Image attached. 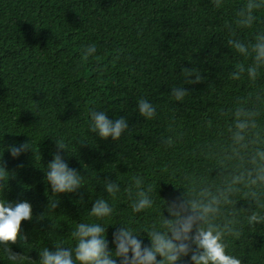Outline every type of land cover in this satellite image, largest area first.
Returning <instances> with one entry per match:
<instances>
[{
    "label": "trees",
    "instance_id": "trees-1",
    "mask_svg": "<svg viewBox=\"0 0 264 264\" xmlns=\"http://www.w3.org/2000/svg\"><path fill=\"white\" fill-rule=\"evenodd\" d=\"M248 2L0 0V163L9 173L0 184L4 198L33 206L21 225L25 239L9 242L17 260L0 246V264H38L41 249L70 246L75 224L95 220L88 214L99 198L114 209L100 221L112 249L120 226L136 228L147 244V230L160 226L171 201L213 197L211 222L226 250L241 264H264V219L248 222L253 213L264 217V182H251L264 166L257 155L264 65L254 79L246 71L264 35V0H253L260 6L250 24L243 22ZM91 44L97 51L86 56ZM174 88L186 90L183 98ZM141 98L153 117L140 114ZM92 110L128 126L117 139L102 138L89 127ZM61 137L67 149H56ZM16 141L30 147L13 159L6 145ZM53 151L79 173L74 192L54 193L47 183ZM105 181L118 185L115 195ZM149 188L152 207L133 212L137 192Z\"/></svg>",
    "mask_w": 264,
    "mask_h": 264
},
{
    "label": "clouds",
    "instance_id": "clouds-1",
    "mask_svg": "<svg viewBox=\"0 0 264 264\" xmlns=\"http://www.w3.org/2000/svg\"><path fill=\"white\" fill-rule=\"evenodd\" d=\"M259 4L249 0L244 12V23L250 24L253 19V9ZM234 47L241 53H247L248 48L239 42H233ZM96 45L91 44L84 48V54L91 56L96 53ZM254 64L246 71L251 78H255L260 65H264V35L258 37L253 45ZM244 71L243 68L240 69ZM196 79H199L197 75ZM185 89L174 88L173 94L177 99L183 98ZM137 107L142 116L151 118L155 115V108L146 99H139ZM124 118L109 119L103 111L92 110L90 112L89 127L102 138H119L127 128ZM244 122L238 123V128H244ZM56 149L64 150L68 144L64 138L55 141ZM28 142H13L6 145L7 152L13 159H18L29 151ZM4 148H0V159L3 157ZM257 155L264 159V150H257ZM53 159L48 163L45 179L54 193L74 192L81 186L82 179L76 169L69 166L61 156L60 151L52 152ZM9 176L5 165L0 163V178ZM264 182V166L257 169L256 176L251 178L252 183ZM136 183L141 181L136 179ZM105 189L115 195L118 185L105 181ZM6 184H0V246L7 249L9 258L17 260L19 254L14 252L9 242L15 243L18 239L24 240L25 235L21 231L22 221L33 218V206L27 200L10 201L4 198L3 192ZM148 192H137L136 198L131 202L133 212H139L153 205V199ZM216 197L211 202L200 200L183 201L182 199L171 201L167 208V216H162L160 226H153L147 230V239L150 243H144L139 231L131 225L120 226L112 234L114 248L109 249L107 238V218L114 214L110 203L99 198L95 200L88 216L95 220H87L75 224L71 232L74 243L63 246V242L57 244L55 251L47 247L39 252L38 264H185L186 258L191 264H241V260L228 252L224 241V233L211 221L217 211ZM55 207V203L51 205ZM264 217L253 213L248 217V222H256ZM234 234L238 232L232 230Z\"/></svg>",
    "mask_w": 264,
    "mask_h": 264
}]
</instances>
